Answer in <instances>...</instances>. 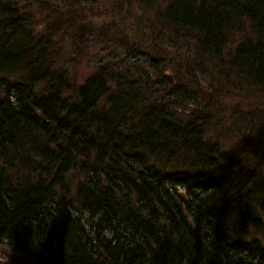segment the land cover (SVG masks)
Returning <instances> with one entry per match:
<instances>
[{
  "label": "trees",
  "instance_id": "16d2710c",
  "mask_svg": "<svg viewBox=\"0 0 264 264\" xmlns=\"http://www.w3.org/2000/svg\"><path fill=\"white\" fill-rule=\"evenodd\" d=\"M106 1L87 74L100 0H0V255L264 264V0Z\"/></svg>",
  "mask_w": 264,
  "mask_h": 264
},
{
  "label": "rangeland",
  "instance_id": "374dc122",
  "mask_svg": "<svg viewBox=\"0 0 264 264\" xmlns=\"http://www.w3.org/2000/svg\"><path fill=\"white\" fill-rule=\"evenodd\" d=\"M100 3L102 5L95 6L94 11H91L87 15V17H89V16L91 17V18L87 19L88 25H89L88 26V28H89L88 35L84 38H81V41L78 44H77V41L69 43L71 41L66 40L65 42H67V44L64 45V47H65V51H64L65 56L64 57H68V56L76 57V58H78V60L80 62L83 63L84 66L86 64L87 59L90 58L89 65L81 68V71L83 73H87V74L90 73L94 69V64H91V62L93 60H95V57L100 55V53H101L100 49L102 48V46L104 44L109 46L106 43H102V41H108L107 38L105 40H102L103 39V31H104L103 25L108 23V22L114 23V20H115L113 18V15L111 12H103L104 11L103 8L108 7V1L100 0ZM100 6H102V7L100 8ZM135 14H136V10H135L134 16H135ZM137 19H139V17L133 18V24L134 25H136ZM83 24H85V26H86V22H84ZM133 32H135L134 29H133ZM130 36H132V34ZM83 58L85 59V61H83ZM230 93H231V95H234L236 98L242 96L240 94H235L233 92H230ZM245 100L249 103L254 102L253 98H248ZM234 101H236V100H234ZM258 107H259L260 112L264 118V103H260ZM258 107H256V110H259ZM262 124H264V123H262ZM261 155H262L261 153H258V152L256 153L257 158H262L263 156H261ZM257 166L264 168V161H262V160L257 161ZM261 170L264 171V169H261ZM0 253H2V252H0ZM0 264H28V263L25 262L20 257H18L17 255H10L8 253H4L3 255H0Z\"/></svg>",
  "mask_w": 264,
  "mask_h": 264
}]
</instances>
